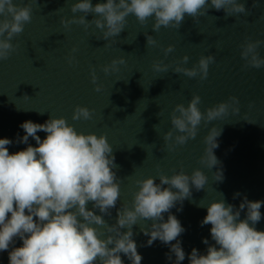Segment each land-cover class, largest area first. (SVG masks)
<instances>
[{"label": "water", "instance_id": "water-1", "mask_svg": "<svg viewBox=\"0 0 264 264\" xmlns=\"http://www.w3.org/2000/svg\"><path fill=\"white\" fill-rule=\"evenodd\" d=\"M29 2L31 23L11 41L16 51L0 61V138L13 141L7 146L9 152L27 147L17 143L25 134L20 127L24 121L44 123L50 115L66 118L78 132L106 135L118 165L121 195L116 208L126 202L131 207L133 193L138 190L136 180L157 177L159 183V172L171 176L182 169L190 175L201 169L208 177L204 189L197 191L193 187L191 200L183 202L182 211L177 210L179 203L170 211L186 230L178 238L186 253L181 264H189L188 255L193 248L206 254L208 245L203 240L208 239L209 244L214 241L211 225L201 226V221L211 202L224 198L239 208L245 195L250 201L264 200V66H246L241 57V45L246 40L264 41V0H257L255 7L252 0H247L248 15L225 17L223 10L210 8L207 15L195 21L185 16L179 30L161 26L153 32V19L141 25L134 15H129L124 31L108 42L101 39L102 33L95 25L85 29L83 25L66 28L61 24L62 18L81 15L70 10L76 0H14L20 6ZM98 2L106 0H92L93 5ZM86 19L92 20L93 14ZM145 34L152 35L157 45H146ZM168 45H174V51L165 57L163 50ZM73 47L77 49L74 53ZM257 51L264 58V44ZM210 54L215 62L209 65L206 80L172 70L185 55L189 60L182 66L191 68L200 56ZM70 56L75 57L71 64ZM121 57L125 63L118 65V72L102 71V66ZM161 60L170 65L167 72L153 70V63ZM93 68L97 84L102 86L100 92L94 90ZM193 94L201 97L202 112L230 96L239 99L240 111L235 113L230 108L227 115L207 124L202 122L195 139L169 151L164 134L170 129L178 134L172 129L170 114L177 104L187 106ZM77 105L94 109L92 119L73 121ZM213 126L223 131L218 137L219 147L214 149L220 164L209 170L200 163V157L204 154V137ZM37 134L41 139L47 135ZM28 143L36 146L31 137ZM218 169L223 171L222 182L215 179ZM236 192L241 195L233 199ZM87 207L92 206L89 203ZM116 208L112 209V216L104 217L108 224L115 223ZM260 211L262 219L256 228L264 231V205ZM245 213L246 209L241 212V219ZM167 216L165 213V221ZM150 223L141 220L133 226V239L143 257L141 264H174V254L172 260L165 255L170 254L169 245L156 240L151 246H144L149 237L140 227ZM21 245L17 238L14 246ZM121 258L124 264H131L123 254ZM0 264H9L8 251L0 252Z\"/></svg>", "mask_w": 264, "mask_h": 264}, {"label": "clouds", "instance_id": "clouds-1", "mask_svg": "<svg viewBox=\"0 0 264 264\" xmlns=\"http://www.w3.org/2000/svg\"><path fill=\"white\" fill-rule=\"evenodd\" d=\"M256 2L252 0L253 7ZM246 3L247 0H210V3L209 0H106L93 5L92 0H76L70 10L81 15L62 18L61 24L66 28L71 24L83 25L85 29L95 25L102 33L101 39L108 42L124 31L129 15H134L141 25L153 19V32H158L161 26L179 30L185 16L195 21L207 15L210 8L223 10L225 17L248 15ZM90 13L93 19L87 20ZM31 20V2L20 6L14 0H0V61L7 60L16 51L11 41ZM145 37L146 45H157L152 35L145 34ZM261 44L264 41L246 40L241 45L246 66L257 69L264 66V58L257 51ZM76 51L73 47L72 52ZM163 51L167 57L174 51V45H168ZM74 60V56L69 57L70 64ZM188 60L187 55L183 56L173 72L203 81L215 57L202 55L191 68L183 67ZM124 63L122 57L113 59L102 66V71L118 72V65ZM152 67L155 72H167L170 65L161 60ZM91 79L94 90L100 92L102 86L97 84L94 68ZM239 103L237 97L230 96L227 101L202 112L201 97L193 94L187 106L177 104L173 108L170 123L178 134L174 135L171 129L167 131L163 136L165 146L174 151L176 145H185L189 139H195L202 122L207 124L221 118L230 108L239 113ZM94 111L77 105L71 119L91 120ZM20 127L25 134L17 143L26 144L25 149L10 153L7 146L13 141L0 138V252H9V264H124L121 254L131 264H141L143 257L133 239V226L141 220L151 222L148 227H140L149 237L144 246L159 240L170 246V254L165 255L172 260L171 254H174V264L185 260L186 253L178 238L186 230L170 210L179 203L181 207L177 210L182 211L183 202L191 200L193 187L197 191L204 189L208 177L201 169L193 170L190 175L182 169L171 176L159 172V183L157 177L136 180L138 190L133 193L131 207L126 202L116 208L121 195L118 165L106 135L78 132L66 118L52 115L44 123L27 120ZM222 131L213 126L204 137L200 163L209 170L220 164L214 149L219 147ZM38 132L47 135L41 139ZM30 137L36 146L28 143ZM214 175L217 182L223 181L221 169ZM240 195L236 192L233 199ZM89 203L91 209L87 207ZM262 205L264 200L250 201L246 195L239 208L226 203L224 198L211 202L201 226L211 225L214 244L204 239L203 243L208 245L206 254L193 248L188 255L189 264H264V231L256 228L262 219ZM114 208L116 221L108 224L104 217L112 216ZM165 213H168L166 221ZM17 238L22 241L20 247L14 246Z\"/></svg>", "mask_w": 264, "mask_h": 264}]
</instances>
